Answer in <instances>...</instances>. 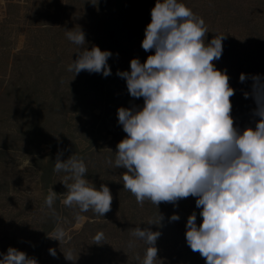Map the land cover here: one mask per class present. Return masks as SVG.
Segmentation results:
<instances>
[{"label": "rangeland", "instance_id": "obj_1", "mask_svg": "<svg viewBox=\"0 0 264 264\" xmlns=\"http://www.w3.org/2000/svg\"><path fill=\"white\" fill-rule=\"evenodd\" d=\"M180 2L205 20L206 42L216 34L226 36L222 57L213 63L227 71L235 89L230 98L234 126L254 128L260 119L254 115L257 105L244 94L253 91V75H264V0ZM155 4L156 0H0V252L14 247L38 264H73L63 253L71 249L78 259L75 264H141L147 245L138 241L134 248L128 246L133 239L128 230L139 226L162 233L156 264H206L186 242L187 219L201 211L197 198H182L178 206L161 202L158 208L148 200L141 205L124 190L122 174L127 169L114 166L117 144L127 135L118 123V109L144 103L142 97L130 96L117 71H130L132 59L143 63L154 54L142 48V41ZM75 27L86 33L88 45L83 47L99 46L113 53L108 61L111 75L84 70L75 77L67 71L81 50L65 34V29ZM242 73L249 77L244 82ZM60 151L63 160L75 153L82 157L86 178L97 188L110 187L112 208L104 217L88 211L77 221L78 209L61 203L66 173L54 171ZM50 189L58 194L55 214L45 203ZM159 213L164 217L161 225H148L158 221ZM173 214L180 220L171 221ZM58 223L71 237L61 244L49 237ZM101 231L105 239L96 244L94 236Z\"/></svg>", "mask_w": 264, "mask_h": 264}, {"label": "clouds", "instance_id": "obj_2", "mask_svg": "<svg viewBox=\"0 0 264 264\" xmlns=\"http://www.w3.org/2000/svg\"><path fill=\"white\" fill-rule=\"evenodd\" d=\"M152 20L145 29L142 48L151 52L146 62L134 58L130 71H117L126 80L132 98H143V106L118 109V123L126 137L117 144L114 166L127 169L122 174L124 190L141 205L145 200L159 208L161 202L178 206L182 198L196 197L199 213L187 219L186 242L206 258V264H264V75H253L251 93L256 102L255 127L241 130L234 126L230 98L235 89L227 71L213 63L223 54L226 36L216 34L206 42L205 20L180 0H156ZM66 37L81 46L77 59L67 71L112 74L108 63L113 53L87 44L81 27L65 29ZM88 45V44H87ZM116 55H119L118 53ZM241 74L240 81L248 79ZM60 151L54 171L66 173L67 191L61 201L80 213L93 211L105 216L111 211L113 195L107 184L99 188L86 178L87 165L76 153L63 160ZM111 165L113 161L109 159ZM71 181V183H68ZM58 194L50 189L46 205L55 214ZM198 216L202 223H197ZM178 214L171 221L180 220ZM164 217L148 221L161 225ZM134 248L138 241L147 245L141 264H156V243L160 231L139 226L128 230ZM50 238L60 242L71 239L57 224ZM104 233L94 236L96 244ZM56 256V249H49ZM66 260L75 262L74 252L63 251ZM0 264H38L26 252L9 247L0 252Z\"/></svg>", "mask_w": 264, "mask_h": 264}]
</instances>
